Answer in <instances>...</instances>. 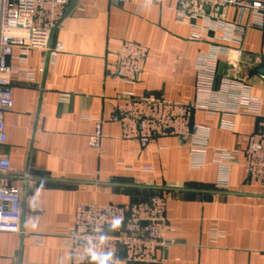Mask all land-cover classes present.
I'll return each instance as SVG.
<instances>
[{"label": "crops", "instance_id": "0c3cea01", "mask_svg": "<svg viewBox=\"0 0 264 264\" xmlns=\"http://www.w3.org/2000/svg\"><path fill=\"white\" fill-rule=\"evenodd\" d=\"M176 4L73 0L52 33L51 46L60 42L63 47L55 61L43 59L38 50L30 53L29 65L44 71L37 72L32 83L14 85L13 108L5 116L7 142L0 145V155L8 156L12 166L4 178L21 189L22 232H0V264H71L63 242L77 204L126 205L155 195L167 199L169 241L158 250L155 264H264V194L248 179L243 156L232 167L225 190L216 185L219 168L213 162L215 149L244 151L248 138L259 130V117L240 114L233 129L225 130L219 114L208 120L206 111L196 109L191 125L209 128L206 163L199 169L189 166L186 140L157 136L143 147L124 138L121 125L111 120L116 97L124 91L186 104L199 101L197 61L214 45L240 46L243 51L239 58L220 59L215 87L223 78H234L264 99V27H249L240 45L194 41L191 27L176 20ZM223 17L249 22L235 8ZM124 42L148 50L133 86L108 71ZM98 120L101 146L93 148L90 137ZM212 229L223 233L215 242ZM35 236L41 237V244ZM114 260L103 264H131L122 254Z\"/></svg>", "mask_w": 264, "mask_h": 264}, {"label": "built area", "instance_id": "2783aa9c", "mask_svg": "<svg viewBox=\"0 0 264 264\" xmlns=\"http://www.w3.org/2000/svg\"><path fill=\"white\" fill-rule=\"evenodd\" d=\"M73 0H0V145L6 144L5 116L13 108L14 85L32 83L37 72L29 65L30 53L41 52L43 59L55 61L63 51L62 44L51 46L54 29L67 16ZM129 2L130 0H118ZM235 8L241 20L228 22L223 14ZM176 20L191 27V40L223 41L240 45L249 27H264V3L247 0H177ZM201 21V23H198ZM219 32L221 36H216ZM148 50L134 43L124 42L116 51V61L108 68L110 74L125 84L137 83L144 68ZM242 49L214 45L211 51L197 61V92L200 99L194 104L168 100L155 94L137 95L124 91L117 95L115 112L111 118L122 128V136L148 147L157 136L176 135L190 147L189 166L199 169L206 163L209 128L204 123L191 125L196 109L206 111L207 119L220 115L221 128L233 129V121L240 114L260 118L259 130L240 149H215L213 162L219 168L217 187L227 189L230 171L244 157V170L248 179L260 186L264 194V99L251 94V87L234 78H223L215 87L221 58L241 57ZM15 59L16 65L9 61ZM67 100L68 96H62ZM102 122L97 121L96 131L90 137V146L100 148ZM12 171L8 156L0 155V232H22L23 207L21 189L10 185L4 178ZM146 171H152L147 167ZM167 199L155 195L148 201L126 205L101 204L95 201L76 206L73 226L65 235L63 248L71 254V264L114 263L123 255L131 264H155L158 250L169 245L165 238L168 230ZM118 222V223H117ZM219 229L210 233L213 242L221 238ZM37 244L42 243L35 236ZM95 253L98 258H94Z\"/></svg>", "mask_w": 264, "mask_h": 264}, {"label": "clouds", "instance_id": "9594fccd", "mask_svg": "<svg viewBox=\"0 0 264 264\" xmlns=\"http://www.w3.org/2000/svg\"><path fill=\"white\" fill-rule=\"evenodd\" d=\"M118 223V222H117ZM92 255H93V257L94 258H98L97 256H96V254L95 253H92Z\"/></svg>", "mask_w": 264, "mask_h": 264}, {"label": "water", "instance_id": "95a60500", "mask_svg": "<svg viewBox=\"0 0 264 264\" xmlns=\"http://www.w3.org/2000/svg\"><path fill=\"white\" fill-rule=\"evenodd\" d=\"M261 72L264 73V70H262Z\"/></svg>", "mask_w": 264, "mask_h": 264}]
</instances>
